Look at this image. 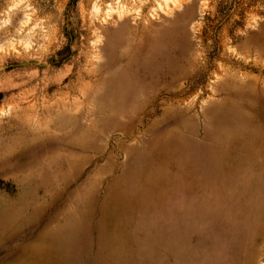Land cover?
Returning a JSON list of instances; mask_svg holds the SVG:
<instances>
[{
  "label": "rangeland",
  "instance_id": "rangeland-1",
  "mask_svg": "<svg viewBox=\"0 0 264 264\" xmlns=\"http://www.w3.org/2000/svg\"><path fill=\"white\" fill-rule=\"evenodd\" d=\"M0 264H264V0H0Z\"/></svg>",
  "mask_w": 264,
  "mask_h": 264
}]
</instances>
